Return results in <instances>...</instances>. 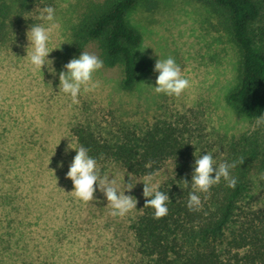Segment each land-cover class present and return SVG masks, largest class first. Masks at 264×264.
I'll return each mask as SVG.
<instances>
[{"label":"rangeland","instance_id":"obj_1","mask_svg":"<svg viewBox=\"0 0 264 264\" xmlns=\"http://www.w3.org/2000/svg\"><path fill=\"white\" fill-rule=\"evenodd\" d=\"M103 0H0L5 13L0 38V264H130L133 237L129 225L145 200L143 183L125 195L138 201L124 217H112L99 191L84 203L70 192L66 178L78 148L73 128L89 127L102 139L123 129L143 133L158 122L183 118L185 131L197 143L196 156L219 139L228 140L247 131L250 120L227 102L226 96L239 80L240 54L227 33L212 26L218 15L197 0H138L126 15L140 35L136 58L149 61L172 57L190 87L179 97L154 92L158 73L152 72L129 90L121 87L122 66L105 67L93 75L94 91L71 97L59 91V72L83 51L101 59L97 42L79 52L71 46V28L89 3ZM45 6L55 9V23L48 59L42 71L27 59L26 33ZM63 43V44H62ZM61 45V46H60ZM60 47V48H59ZM184 116V117H183ZM70 140V141H69ZM67 149V151H66ZM63 164L62 167L59 165ZM124 189L128 175L112 163H97ZM171 162L156 173L154 183L171 173ZM133 177V176H130ZM142 180L144 177H135ZM250 179L243 208L264 213V185ZM263 183V181H262ZM250 211V212H248Z\"/></svg>","mask_w":264,"mask_h":264},{"label":"trees","instance_id":"obj_2","mask_svg":"<svg viewBox=\"0 0 264 264\" xmlns=\"http://www.w3.org/2000/svg\"><path fill=\"white\" fill-rule=\"evenodd\" d=\"M137 1L89 3L71 28L73 50L79 52L97 42L105 67L122 66L121 87L126 90L153 72L149 61L135 57L140 35L126 21ZM197 1L214 9L218 19L213 31L230 35L240 54L239 80L226 100L250 120V128L228 140L219 139L218 148L201 151L213 155L215 166L245 159L230 169V175L237 178L236 187L229 188L221 178L208 193H195L202 202L198 211L188 209L197 143L187 135L183 118L158 122L143 133L123 129L108 139L89 127L72 130L78 147L87 148L97 163H112L128 176L156 174L171 162V173L159 185L170 197L168 214L155 219L154 209L143 207V201L129 225L133 237L130 264H264V213L247 214L243 208L251 177L264 172V125L255 123L264 113V0ZM4 16L1 5L0 38Z\"/></svg>","mask_w":264,"mask_h":264},{"label":"clouds","instance_id":"obj_3","mask_svg":"<svg viewBox=\"0 0 264 264\" xmlns=\"http://www.w3.org/2000/svg\"><path fill=\"white\" fill-rule=\"evenodd\" d=\"M41 21L48 22L44 24H33L26 33L28 46L26 47V56L23 57L36 69L42 71L47 65L48 71L54 76L55 69L52 67L53 61L48 59L49 54L58 48H49L52 34L59 27L55 21V9L51 6H45L40 10L37 17ZM63 44V43H62ZM61 46V45H60ZM60 48V47H59ZM64 70L59 72V91L71 97L73 104H78V96L82 89L84 92L94 91L99 87V81L93 80V75L103 68V61L94 53L83 51L78 58L70 59L64 66ZM153 71L158 73L155 80L154 92L156 94H164L169 97H179L190 87V81L181 71L180 66L175 59L168 57L166 59H158L154 64ZM256 125H264V113L256 117ZM70 141V140H69ZM69 149L75 150L76 154L69 164L66 178L70 179L73 189L70 192L76 199L88 203L96 199L95 192L98 186L99 191L107 200V206L111 209L112 217H124L129 212L137 208V199L131 195H125L130 192L137 183H143L142 195L145 198L143 207L154 209V218L160 219L168 214L167 202L170 200L168 194L159 190V183H154L155 173L147 174L142 180L128 176V182L125 183L124 189L117 185L116 179L101 175L97 160L89 155V150L83 146L78 148L68 145ZM67 151V149H66ZM195 162L192 166L191 188L189 193L187 207L190 211H198L202 207L200 196L197 192L208 193L213 185L218 184L221 178L226 182L229 188H235L237 178L230 175V169H233L239 163H244V158L240 157L232 163L221 162L215 166V161L211 153L200 156L195 155ZM63 166L62 162L59 165ZM146 165V167H150ZM214 173V176H213ZM260 180H264V172L259 175ZM184 184L187 186L189 182L185 179Z\"/></svg>","mask_w":264,"mask_h":264}]
</instances>
